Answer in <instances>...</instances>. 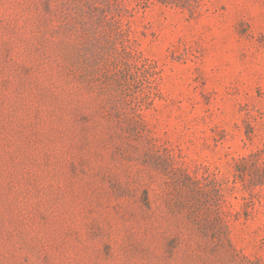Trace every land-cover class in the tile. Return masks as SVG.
I'll list each match as a JSON object with an SVG mask.
<instances>
[{"label": "rangeland", "instance_id": "1", "mask_svg": "<svg viewBox=\"0 0 264 264\" xmlns=\"http://www.w3.org/2000/svg\"><path fill=\"white\" fill-rule=\"evenodd\" d=\"M0 264H264V0H0Z\"/></svg>", "mask_w": 264, "mask_h": 264}]
</instances>
